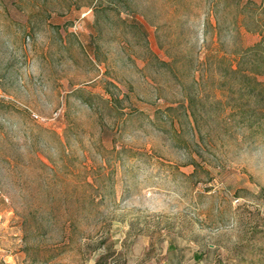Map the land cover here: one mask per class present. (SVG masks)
Masks as SVG:
<instances>
[{"label": "rangeland", "instance_id": "374dc122", "mask_svg": "<svg viewBox=\"0 0 264 264\" xmlns=\"http://www.w3.org/2000/svg\"><path fill=\"white\" fill-rule=\"evenodd\" d=\"M240 1L0 0V262L264 264V125L214 61L260 39ZM189 92L198 125L155 114Z\"/></svg>", "mask_w": 264, "mask_h": 264}, {"label": "trees", "instance_id": "16d2710c", "mask_svg": "<svg viewBox=\"0 0 264 264\" xmlns=\"http://www.w3.org/2000/svg\"><path fill=\"white\" fill-rule=\"evenodd\" d=\"M238 11L240 25L247 31L257 33L260 39L252 45L237 48L232 52L231 58L220 55L215 56L214 61L216 64L228 61L226 66L227 79L220 80L219 87L225 88V92L231 96L236 93L240 94V100L227 98L226 104L229 109L227 116L238 115L242 124L251 130H255L264 125V81L260 79L264 76V0H247L245 3H242L241 0L238 4ZM195 81L198 84L200 79ZM111 101H118V96L113 95ZM201 102L203 103L202 98H197L196 94L189 92L185 97V102L182 101L176 107L171 106L164 110H156L155 114L169 117L175 112L178 118L180 115L184 116L192 125L196 126L201 119L197 109L198 103ZM172 126L175 127L174 124ZM173 132L176 136L180 133L176 128ZM190 164L194 167L193 175L199 170L209 173L195 159H191ZM0 264L5 263L1 261Z\"/></svg>", "mask_w": 264, "mask_h": 264}, {"label": "crops", "instance_id": "0c3cea01", "mask_svg": "<svg viewBox=\"0 0 264 264\" xmlns=\"http://www.w3.org/2000/svg\"><path fill=\"white\" fill-rule=\"evenodd\" d=\"M199 255H200V253L195 252V253L193 254V259H196Z\"/></svg>", "mask_w": 264, "mask_h": 264}, {"label": "built area", "instance_id": "2783aa9c", "mask_svg": "<svg viewBox=\"0 0 264 264\" xmlns=\"http://www.w3.org/2000/svg\"><path fill=\"white\" fill-rule=\"evenodd\" d=\"M3 97V94L1 93V91H0V98H2ZM35 117H37L35 114H33Z\"/></svg>", "mask_w": 264, "mask_h": 264}]
</instances>
